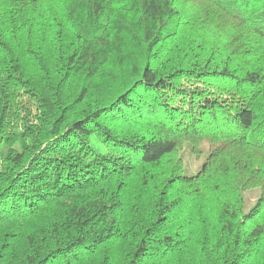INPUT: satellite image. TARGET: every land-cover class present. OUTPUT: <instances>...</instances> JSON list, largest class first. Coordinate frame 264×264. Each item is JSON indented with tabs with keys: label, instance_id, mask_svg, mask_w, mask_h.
<instances>
[{
	"label": "trees",
	"instance_id": "trees-1",
	"mask_svg": "<svg viewBox=\"0 0 264 264\" xmlns=\"http://www.w3.org/2000/svg\"><path fill=\"white\" fill-rule=\"evenodd\" d=\"M0 264H264V0H0Z\"/></svg>",
	"mask_w": 264,
	"mask_h": 264
},
{
	"label": "rangeland",
	"instance_id": "rangeland-1",
	"mask_svg": "<svg viewBox=\"0 0 264 264\" xmlns=\"http://www.w3.org/2000/svg\"><path fill=\"white\" fill-rule=\"evenodd\" d=\"M201 150L203 155L208 151L207 143H203L201 145ZM181 158L183 160V170L185 175L194 174L198 168H200L203 157L196 159L193 155H191L186 149L181 152ZM260 195V189H250L244 193V212H247L256 202L258 196Z\"/></svg>",
	"mask_w": 264,
	"mask_h": 264
}]
</instances>
